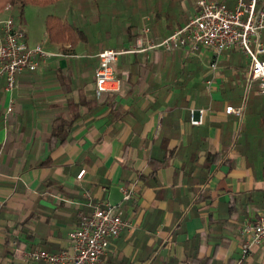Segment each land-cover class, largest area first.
Wrapping results in <instances>:
<instances>
[{"label":"crops","instance_id":"1","mask_svg":"<svg viewBox=\"0 0 264 264\" xmlns=\"http://www.w3.org/2000/svg\"><path fill=\"white\" fill-rule=\"evenodd\" d=\"M142 1L141 29L123 25L97 48L84 33L75 44L52 41L47 16L41 37L26 30L25 47L53 55L12 91L0 79V264H46L28 254L70 249V232L105 202L121 204L131 225L102 264H264V243L243 229L264 204V97L258 83L247 90V56L224 52L211 92L209 49L129 52L114 65L121 92H96L102 50H132L179 28L156 17L168 2ZM196 6L181 9L190 19ZM126 187L135 195L123 201Z\"/></svg>","mask_w":264,"mask_h":264},{"label":"built area","instance_id":"2","mask_svg":"<svg viewBox=\"0 0 264 264\" xmlns=\"http://www.w3.org/2000/svg\"><path fill=\"white\" fill-rule=\"evenodd\" d=\"M236 2L232 9L221 0H198L195 13L188 22L160 42L139 39L132 50H102L98 54L99 65L95 72L97 94L103 96L121 92L122 81L117 77L114 65L123 54L154 49L172 51L203 47L214 54L209 65L211 77L206 81L209 91L212 92L214 81L220 74V56L224 52L237 50L249 60L247 90L258 83L259 93L264 97V0ZM5 11L12 12L13 6L8 5ZM25 38L26 30L22 24L15 22L12 15L0 20V79L5 78L8 91L14 89L20 75L27 71H38L41 64L53 55L42 45L25 47ZM12 110L13 106H10L8 113ZM205 112V109L193 111L192 124H202ZM226 112L242 116L244 107L229 106ZM84 173L85 170H82L78 178L81 179ZM123 194V201L132 199L135 195L134 187L124 188ZM130 225V221L123 217L121 204L101 203L90 215L82 217L78 227L70 232V249L59 253L40 249L29 253L28 258L46 264H102L111 242ZM243 229L252 234L251 243H264V204L258 218L245 222Z\"/></svg>","mask_w":264,"mask_h":264},{"label":"rangeland","instance_id":"3","mask_svg":"<svg viewBox=\"0 0 264 264\" xmlns=\"http://www.w3.org/2000/svg\"><path fill=\"white\" fill-rule=\"evenodd\" d=\"M156 1L160 4V0ZM197 1L183 0L182 9H191L196 6ZM221 1L232 9L237 4L236 0ZM8 5L13 4L9 3L5 8ZM5 8L2 10L4 12L3 18L6 19L12 15L15 22L22 24L25 30L32 28V40L33 36L41 37L43 17L62 15L67 17L69 24L81 28L90 40L89 45L95 44V48L108 42L107 33L115 35V40L119 39V29L128 23L133 25L135 31H139L142 26L140 14L147 12L148 9L142 0H61L48 5L26 4L22 11L13 8L12 12H7Z\"/></svg>","mask_w":264,"mask_h":264},{"label":"trees","instance_id":"4","mask_svg":"<svg viewBox=\"0 0 264 264\" xmlns=\"http://www.w3.org/2000/svg\"><path fill=\"white\" fill-rule=\"evenodd\" d=\"M57 0H0V13L5 8L7 4H13V8L24 9L26 4L34 5H48L53 4ZM168 2L167 7L164 10V15L161 12L156 14L157 19H160L161 16H166L168 19H171L170 29L174 30L175 26L181 27L182 22H187L189 16L186 11L182 10L183 0H163ZM173 23L176 24L173 26ZM47 31L50 35V38L54 42L62 43L65 41H72L75 44L76 40H79L82 37V30L79 27H75L71 24L64 23L61 18L58 16H48L46 21Z\"/></svg>","mask_w":264,"mask_h":264}]
</instances>
